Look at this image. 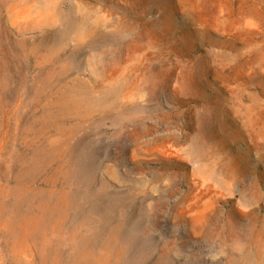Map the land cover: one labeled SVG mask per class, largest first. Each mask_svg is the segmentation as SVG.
Here are the masks:
<instances>
[{
  "label": "rangeland",
  "instance_id": "1",
  "mask_svg": "<svg viewBox=\"0 0 264 264\" xmlns=\"http://www.w3.org/2000/svg\"><path fill=\"white\" fill-rule=\"evenodd\" d=\"M0 55V264H264V0H2Z\"/></svg>",
  "mask_w": 264,
  "mask_h": 264
},
{
  "label": "bare ground",
  "instance_id": "2",
  "mask_svg": "<svg viewBox=\"0 0 264 264\" xmlns=\"http://www.w3.org/2000/svg\"><path fill=\"white\" fill-rule=\"evenodd\" d=\"M1 3H2V0H0V4ZM17 43H19V42H17ZM10 62H11V60H10ZM0 70L2 73H5L7 70V60L4 56H1V55H0Z\"/></svg>",
  "mask_w": 264,
  "mask_h": 264
}]
</instances>
